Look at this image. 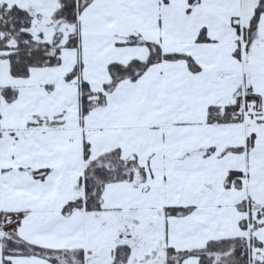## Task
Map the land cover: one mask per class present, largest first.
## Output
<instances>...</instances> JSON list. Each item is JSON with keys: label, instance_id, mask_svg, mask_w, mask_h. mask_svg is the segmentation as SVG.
<instances>
[{"label": "snow or ice", "instance_id": "1", "mask_svg": "<svg viewBox=\"0 0 264 264\" xmlns=\"http://www.w3.org/2000/svg\"><path fill=\"white\" fill-rule=\"evenodd\" d=\"M0 264H264V0H0Z\"/></svg>", "mask_w": 264, "mask_h": 264}]
</instances>
